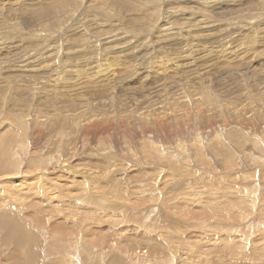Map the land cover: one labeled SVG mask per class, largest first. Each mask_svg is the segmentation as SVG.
I'll list each match as a JSON object with an SVG mask.
<instances>
[{
    "label": "rangeland",
    "instance_id": "1",
    "mask_svg": "<svg viewBox=\"0 0 264 264\" xmlns=\"http://www.w3.org/2000/svg\"><path fill=\"white\" fill-rule=\"evenodd\" d=\"M0 24V264H264V0H0Z\"/></svg>",
    "mask_w": 264,
    "mask_h": 264
},
{
    "label": "bare ground",
    "instance_id": "2",
    "mask_svg": "<svg viewBox=\"0 0 264 264\" xmlns=\"http://www.w3.org/2000/svg\"><path fill=\"white\" fill-rule=\"evenodd\" d=\"M1 1H2V0H1ZM5 1H6V0H5ZM14 1H15V0H14ZM188 1H189V0H188ZM43 3H44V2H43ZM202 3H203V2H202ZM205 3H206V2H205ZM7 4H8V3H7ZM46 4H47V3H46ZM13 5H15V4H13ZM86 5H87V4H86ZM179 5H180V4H179ZM9 6H10V5H9ZM41 6H42V5H41ZM211 6H212V5H211ZM211 6H210V7H211ZM14 7H16V6H14ZM210 7H209V8H210ZM9 8H10V7H9ZM39 8H40V7H39ZM85 9H86V8H85ZM28 10H29V8H28ZM33 10H34V9H33ZM4 11H5V10H4ZM15 11H16V10H15ZM42 11H43V10H41V12H42ZM193 12H194V11H193ZM207 12H208V11H207ZM7 14H8V13H7ZM19 17H20V16H19ZM39 17H40V16H39ZM8 18H9V17H8ZM12 18H13V17H12ZM18 22H19V21H18ZM4 23H5V22H4ZM239 24H240V23H239ZM0 25H1V24H0ZM12 25H13V24H12ZM11 28H12V27H11ZM15 28H16V27H15ZM0 29H1V28H0ZM2 30H4V29H2ZM12 30H13V29H12ZM2 33H3V32H2ZM2 33H0V50H2V49H7V50H8L9 47H11V46H10L8 40H7V39H9L8 36H7V32H6V34H5V33L2 34ZM165 33H166V32H165ZM162 34H163V33H162ZM12 35H14V34H12ZM12 35H11V36H12ZM166 35H167V34H166ZM14 37H16V36L14 35ZM14 42H15V41H14ZM189 45H190V44H189ZM157 46H158V45H157ZM160 46H161V45H160ZM8 51H9V50H8ZM200 51H201V50H200ZM5 52H6V51H5ZM202 52H203V51H202ZM2 53H3V52H2ZM189 53H190V52H189ZM6 54H7V53H6ZM27 54H28V52H27ZM14 57H15V56H14ZM27 59H28V58H27ZM160 66H161V65H160ZM163 68H164V67H163ZM162 70H163V69H162ZM162 70H161V71H162ZM157 72H158V71H157ZM164 75H165V74H164ZM163 77H164V76H163ZM163 79H164V78H163ZM168 79H169V78H168ZM182 80H183V79H182ZM180 82H181V81H180ZM14 83H15V82H14ZM183 84H184V83H183ZM208 85H209V84H208ZM199 86H200V85H199ZM202 87H203V86H202ZM200 90H201V89H200ZM192 92H193V91H192ZM180 94H181V93H180ZM189 94H190V93H189ZM189 94H188V95H189ZM180 107H181V106H180ZM164 113H165V112H164ZM226 156H227V155H226ZM11 157H12V156H11ZM6 159H7V158H6ZM223 159H224V158H223ZM225 159H226V158H225ZM227 161H228V160H227ZM58 175H59V174H58ZM106 178H107V177H106ZM91 179H92V177H91ZM93 180H94V178H93ZM96 180H97V179H96ZM110 180H111V179H110ZM206 180H207V179H206ZM103 181H104V180H103ZM105 181H106V180H105ZM105 181H104V182H105ZM94 182H95V181H94ZM104 182H103V183H104ZM106 182H109V181H106ZM120 183H121V182H120ZM116 184H118V183H116ZM86 185H87V184H86ZM92 185L94 186V184H92ZM102 185H103V184H102ZM102 185H101V188H103ZM83 186H84V184H83ZM96 186H97V185H96ZM116 186H117V185H116ZM199 186H200V185H199ZM84 187H85V186H84ZM99 187H100V185L97 186V188H99ZM122 187H123V186H122ZM122 187H121V188H122ZM97 188H95V189H97ZM99 189H100V188H99ZM99 189H97V192H99ZM104 189H106V188H104ZM123 189H124V188H123ZM12 190H13V189H12ZM101 190H102V189H101ZM84 191H85V190H84ZM104 191H105V190H104ZM120 191H121V190H120ZM209 191H210V190H209ZM105 193H106V192H105ZM116 193H117V192H116ZM200 193H201V192H200ZM90 194H91V193H90ZM103 194H104V193H103ZM79 195H80V194H79ZM105 195H107V194H105ZM111 195H112V194H111ZM113 195H115V194L113 193ZM118 195H120V194H118ZM121 195H122V194H121ZM83 196H84V195H83ZM92 196H94L93 193H92ZM101 196H103V198L105 197L104 195H101ZM101 196H100V198H101ZM107 196H108V195H107ZM115 196H116V195H115ZM122 196H123V195H122ZM122 196H121V197H122ZM116 197H117V196H116ZM121 197H120V198H121ZM124 197H125V196H124ZM85 198H86V197H85ZM87 199H89V198H87ZM108 199H109V198H108ZM92 200H93V199H92ZM94 200H95V199H94ZM100 200H101V199H100ZM85 201H86V200H85ZM96 201H97V200H96ZM103 201H104V200H103ZM103 201H102V202H103ZM73 202H74V201H73ZM78 203H80V201H79ZM70 204H71V203H69V205H70ZM80 204H82V202H81ZM98 204H100V203H98ZM82 206H83V205H82ZM75 207H76V206H74V207L72 206V208H75ZM77 207H78V206H77ZM79 207H80V206H79ZM85 207H86V206H85ZM98 207H100V206H98ZM122 207H123V206H122ZM96 208H97V207H96ZM101 208H102V207H101ZM77 209H78V208H77ZM99 209H100V208H99ZM136 210H137V209H136ZM141 210H142V209H141ZM74 211H75V210H74ZM89 211H90V210H89ZM137 211H138V210H137ZM72 212H73V211H72ZM84 212H85V213H88V212H86L85 210H84ZM166 212H167V211H166ZM74 213H75V212H74ZM89 213H90V212H89ZM164 213H165V212H164ZM68 215H69V214H68ZM71 216H72V215H71ZM71 216H70V217H71ZM205 216H206V215H205ZM74 217H75V216H74ZM76 217H77V216H76ZM158 217H159V216H158ZM66 218H67V217H66ZM68 218H69V217H68ZM79 218H80V216H79ZM159 218H161V217H159ZM70 219H71V218H70ZM73 219H74V218H73ZM76 219H77V218H76ZM83 219H84V216H83L82 220H83ZM85 219H86V218H85ZM85 219H84V220H85ZM144 219H145V218H144ZM163 219H164V217H163ZM171 219H172V218H171ZM207 219H209V218H207ZM74 220H75V219H74ZM78 220H79V219H77V221H78ZM89 220H90V219H89ZM153 220H154V219H153ZM159 220H160V219H159ZM167 220H168V219H167ZM62 221H63V220H62ZM91 221H92V220H91ZM163 221H164V220H163ZM78 222H80V221H78ZM159 222H160V221H159ZM168 222H170V220H169ZM172 222H173V221H172ZM60 223H63V222H60ZM81 223H82V222H81ZM81 223H80V224H81ZM83 223H84V225H85V221H84ZM87 223H88V222H87ZM87 223H86V224H87ZM166 223H167V222H166ZM176 223H177V222H176ZM179 223H180V222H179ZM183 223H184V222H183ZM203 223H204V222H203ZM88 224H90V223H88ZM88 224H87V225H88ZM173 224H174V223H173ZM185 224H187V223H185ZM87 225H86V226H87ZM174 225H175V224H174ZM174 225H173V226H174ZM152 226H153V225H152ZM167 226H168V225H167ZM173 226H172V227H173ZM88 227H89V226H88ZM161 227H162V226H161ZM176 227H177V226H176ZM62 228H63V226H62ZM62 228H61V230H62ZM112 228H113V227H112ZM66 229H67V228H66ZM66 229L64 228L63 230H66ZM107 229H108V228H107ZM58 230H59V228H58ZM90 230H91V229H90ZM103 230H104V229H103ZM161 230H162V229H161ZM106 231H107V230H106ZM64 232H65V231H62V233H64ZM85 232H86V231H85ZM97 232H99V231H97ZM176 232H177V231H176ZM93 233H95V230H94ZM99 233H100L99 236H101V234H103L102 231L99 232ZM104 233L106 234V232H104ZM159 233H160V232H159ZM89 234H90V233H89ZM140 234H141V232H140ZM160 234H161V233H160ZM92 235H96V234H92ZM135 235H136V233H134V236H135ZM84 236H86V234H85ZM134 236H133V237H134ZM141 236H142V235H141ZM161 236H162V235H161ZM184 236H186V235L184 234ZM87 237H88V235L86 236V238H87ZM93 237H94V236H93ZM102 237H103V236H102ZM128 237H129V236H128ZM94 238H95V237H94ZM175 238H176V237H175ZM175 238H173V239H174V240H177V239H175ZM91 240L94 241L92 238H91ZM98 240H99V239H98ZM109 240H110V238H109ZM109 240H108V241H109ZM180 240H181V239H180ZM92 241H91V243H92ZM95 241H96V240H95ZM100 241H101L102 243H104L102 240H100ZM100 241H99V242H100ZM112 241H113V240H112ZM112 241H111V242H112ZM130 241H131V240H130ZM168 241H169V240H168ZM111 242H110V243H111ZM120 242H121V241H120ZM122 242H123V240H122ZM133 242H134V241H133ZM170 242H171V241H170ZM88 243H90V240H88ZM117 243H118V242H117ZM138 243H139V242H138ZM140 243H141V242H140ZM166 243H167V242H166ZM171 243H172V242H171ZM100 244H101V243H100ZM105 244H107V242H106ZM118 244H119V243H118ZM118 244H117V245H118ZM109 245H111V244H109ZM124 245H125V244H124ZM129 245H130V244H129ZM142 245H143V244H142ZM106 246H107V245H106ZM125 246H126V245H125ZM132 246H133V245H132ZM134 246H135V245H134ZM138 246H139V245H138ZM150 246H152V245H150ZM101 247H102V245H101ZM117 247H118V246H117ZM123 247H124V246H123ZM123 247H122V248H123ZM130 247H131V246H130ZM142 247H143V246H142ZM162 247H163V246H162ZM122 248H121V249H122ZM125 248H126V247H125ZM132 248H133V247H132ZM135 248H136V247H135ZM156 248H157V247H156ZM156 248H155L154 250H156ZM167 248H168V247H167ZM107 249H108V248H107ZM117 249H118V248H117ZM119 249H120V247H119ZM157 249H158V248H157ZM161 249H162V248H161ZM119 251H121V250H119ZM130 251H131V250H130ZM132 251H133V250H132ZM162 251H163V250H162ZM166 251H167V250H166ZM121 252H122V251H121ZM118 253H119V252H118ZM158 255H159V257H160V254H158ZM119 256H120V254H119V255H116L115 259L112 258V257H110V258L108 257V259H111V258H112L110 264H115V263L118 264L119 262H121L122 260L120 261ZM153 257H154V256H153ZM155 257H156V256H155ZM138 258H139V257H138ZM134 259H135V258H134ZM153 259H154V258H153ZM153 259H152V260H153ZM66 260H67V259H66ZM151 262H152V261H151ZM158 262H159V260H158ZM153 263H154V262H153ZM160 264H162V262H161Z\"/></svg>",
    "mask_w": 264,
    "mask_h": 264
}]
</instances>
